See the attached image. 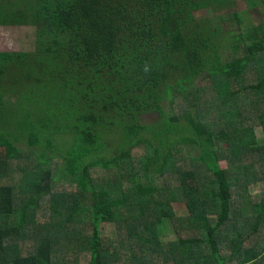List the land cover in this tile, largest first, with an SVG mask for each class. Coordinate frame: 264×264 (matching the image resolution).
I'll use <instances>...</instances> for the list:
<instances>
[{
  "label": "trees",
  "instance_id": "1",
  "mask_svg": "<svg viewBox=\"0 0 264 264\" xmlns=\"http://www.w3.org/2000/svg\"><path fill=\"white\" fill-rule=\"evenodd\" d=\"M196 1L0 0L35 29L0 51V264H264V17Z\"/></svg>",
  "mask_w": 264,
  "mask_h": 264
},
{
  "label": "rangeland",
  "instance_id": "2",
  "mask_svg": "<svg viewBox=\"0 0 264 264\" xmlns=\"http://www.w3.org/2000/svg\"><path fill=\"white\" fill-rule=\"evenodd\" d=\"M259 1V0H258ZM255 7H249L246 0H234L229 3L228 9L222 10L223 13L235 11L240 13L243 24L246 29L249 25H255L260 19L264 17V5L262 2ZM215 5H212L206 0L196 1L193 4L192 10L189 12L190 19L209 18L216 26L218 24L216 17ZM35 48V29L31 26H3L0 25V51H32ZM157 117L155 114L144 115L141 120L144 124L153 122ZM257 137L259 141L264 140L262 132L258 131ZM58 180V179H57ZM250 191L253 194H258L264 190V183L250 186ZM173 209L176 215L180 216L186 214V207L182 203H173ZM100 239L103 242L114 241L117 239L118 229L112 224H102L99 226Z\"/></svg>",
  "mask_w": 264,
  "mask_h": 264
}]
</instances>
